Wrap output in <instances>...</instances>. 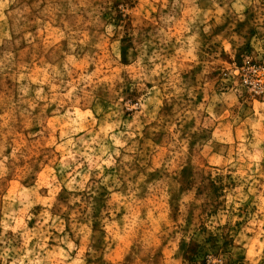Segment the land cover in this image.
<instances>
[{
  "label": "rangeland",
  "instance_id": "374dc122",
  "mask_svg": "<svg viewBox=\"0 0 264 264\" xmlns=\"http://www.w3.org/2000/svg\"><path fill=\"white\" fill-rule=\"evenodd\" d=\"M0 264H264V0H0Z\"/></svg>",
  "mask_w": 264,
  "mask_h": 264
}]
</instances>
